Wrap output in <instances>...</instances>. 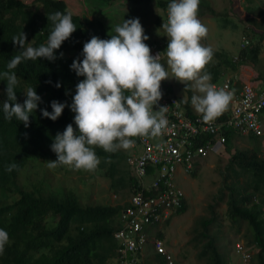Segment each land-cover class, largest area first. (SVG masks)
<instances>
[{"label":"trees","instance_id":"trees-1","mask_svg":"<svg viewBox=\"0 0 264 264\" xmlns=\"http://www.w3.org/2000/svg\"><path fill=\"white\" fill-rule=\"evenodd\" d=\"M224 1V14L217 12L208 2L200 0L199 5L205 4L218 20L226 15L220 20V25L230 27L228 14L237 11V2ZM255 1L248 0L246 9L249 12L258 10L259 6ZM152 2H157V8L161 9L158 23L152 31V44L161 48V41L165 36L162 25L168 19L164 10H167L171 0H77L82 15L75 13L72 5L68 6L63 0H33L31 3L24 0H0V73L7 71L8 62L22 51L12 41L17 34L24 32L27 43L33 47L46 43L52 29L48 14L56 11L70 13L76 26V31L70 39L55 51V61L44 58L35 61L24 60L13 70L18 78L15 88L17 103H24V92L28 87L35 88L37 95L41 97L37 110L30 116L28 127L15 118L11 121L4 118L2 104L7 100V81L0 76V229L9 234L5 251L0 254V264H108L117 257L118 243L114 234L118 230L117 221L124 209L123 205H84L72 190L44 194L41 189L28 190L20 186L18 179L29 161L57 160L51 146L56 135L63 133L69 124L73 126L76 135L80 134L71 105L77 84L86 77L78 76L71 69V65L75 60H83L84 44L93 36L102 40L110 39L111 35H115L112 29L122 25L135 8H139L141 17H147L150 10L146 6L140 7L139 4ZM105 8L109 11L119 8L124 12L123 18L120 22H112V17L106 15ZM87 13L93 15V18H88ZM159 19H162L163 23ZM251 22L258 25L257 21ZM164 39L169 42L168 37ZM263 44L264 38L260 36V39L252 41L249 47L243 49L240 45V52L234 53L239 55V62L236 64L229 61L225 50H213V62L210 61L205 68V71L211 74V83L220 84L229 79L239 90V77L233 69L237 70L239 66L249 63L259 65ZM167 47L168 43L162 50ZM227 71L231 72L232 77H226ZM260 80L264 83V76ZM57 84H60L59 88L56 87ZM184 88L189 94L184 105L189 108L192 105V88L185 85ZM53 101L67 105L56 121L42 115V110L45 109L49 113L53 112ZM219 118L223 119L224 116ZM225 135L227 142L223 152L231 154L226 169L234 172L233 182L226 185L230 191L227 216L239 225L238 233L241 232L240 228L246 225L245 246L256 248L258 264H264V137L250 134L248 138L254 143V148L237 149L233 153V139L243 136L234 132H227ZM95 151L99 159H102L98 169L104 170L108 167V174L112 177L121 171L128 176L127 183L132 190L134 177L130 170L121 169V163L127 154L118 151L107 153L99 147ZM13 163L18 167L8 172L6 167ZM124 175L121 181L126 183ZM242 177L247 179L244 185ZM223 200L224 195L218 199L219 202ZM187 211L188 202L185 200L176 215H184ZM212 213L211 218L204 217L198 222L203 229L200 232L199 229L195 230V242L201 248L198 257L206 260V264H229L227 255L221 253L216 244V237L210 233V226L216 222L214 208ZM158 236L163 238L162 233Z\"/></svg>","mask_w":264,"mask_h":264},{"label":"clouds","instance_id":"clouds-1","mask_svg":"<svg viewBox=\"0 0 264 264\" xmlns=\"http://www.w3.org/2000/svg\"><path fill=\"white\" fill-rule=\"evenodd\" d=\"M236 2L238 3V0ZM255 3L259 6L258 2ZM199 4L200 0H171L167 10H164V13L168 14L167 22L162 25L169 42L162 39L161 48L154 46L152 40L149 41V37L145 35L147 30L145 22L152 20L151 10L145 18L141 17L139 11L129 16L122 25L112 29L115 35H111L110 39L102 40L93 36L84 44L83 60H75L71 65V69L78 76L86 77L77 84L71 105L80 134L76 135L73 126L69 124L63 133L56 135L51 149L56 154L57 160L48 161L49 168L68 166L75 170L95 172L101 163L96 155V147L107 153H115L132 147L135 143L133 137L162 136L168 127L165 115L168 107L161 106L158 111H154V106L158 105L165 94L176 97L183 105L188 97L185 99L177 97L169 88L161 90V82L169 79V72L162 65L161 57H167V66L176 80L199 93L192 96L191 107L202 114L205 123L214 121L227 109L232 100V93L217 89L216 85L211 83V74L204 71L213 59V50L201 44V40L208 34V29L198 19L201 14L198 12ZM259 12L263 13L260 17L264 18V10ZM251 13L247 18L248 21H251ZM252 16L255 18V13ZM87 17L92 19L93 15L87 13ZM48 19L52 29L46 43L33 47L32 44L27 43L24 32L17 34L12 41L22 51L8 62V70L0 73V76L7 81V100L2 104L4 118L8 121L15 118L25 127L30 125V116L37 110L41 97L37 95L35 88L28 87L24 92L26 96L24 103H17L15 88L18 85V78L13 70L24 60L35 61L44 58L55 61L57 58L55 51L60 49L76 31L70 13L56 11L48 14ZM256 27L264 30V22H258ZM248 30H246L247 35L243 33L241 40L243 49L251 46L253 41ZM144 41L151 43L155 57ZM167 43L168 47L163 51L162 48ZM234 61L239 62V55ZM257 84L260 85V82L255 83ZM56 87L59 88L60 84ZM66 106L53 101L51 103L53 112L49 113L45 109L42 110V115L56 121L61 117ZM129 156L127 154L126 163ZM17 167L13 163L8 165L6 170L12 172ZM130 172L133 177L132 169ZM170 220L171 218L162 226L168 225ZM160 233L162 232L158 230L154 234L159 238ZM160 239L163 241L162 238ZM8 242L9 234L0 229V254L5 251ZM239 242L245 244L244 240H238L233 247ZM251 250L257 255L256 248ZM256 255L253 263L258 264ZM238 257L240 258L239 255Z\"/></svg>","mask_w":264,"mask_h":264},{"label":"rangeland","instance_id":"rangeland-1","mask_svg":"<svg viewBox=\"0 0 264 264\" xmlns=\"http://www.w3.org/2000/svg\"><path fill=\"white\" fill-rule=\"evenodd\" d=\"M31 3L33 0H24ZM68 6L72 5L75 9V13L82 15V9L78 6L77 0H63ZM202 2H208L214 9L224 14L226 3L224 0H201ZM259 3L258 10H264V0H256ZM261 3V6H260ZM248 0H238L237 11H231L228 14V19L231 21L229 27H223L220 25V20L216 19L209 9H203L199 11L200 21L207 27L208 34L206 38L201 40L202 46L206 44L214 51L223 52L226 51L229 61L233 64L235 57L234 53L240 52L241 40L248 30V34L252 37L253 41L260 39V36L264 38V30L256 27L251 21L264 22V18H261L258 10L251 13V21L247 18L250 17V12L246 9ZM111 8V6L109 7ZM107 11L106 15L112 17V22H120L123 18V13L119 8ZM156 13H161L160 10H156ZM139 8H135L129 16L137 14ZM255 13V18L253 14ZM153 14H155L153 12ZM127 15V16H128ZM125 16V17H127ZM251 39V40H252ZM156 56V55H152ZM234 58V59H233ZM217 61V60H216ZM213 62V60H211ZM161 63L165 67V70L169 72V79L161 82V90L169 88L172 93L177 97H188V93L184 88V84L175 79L172 75L170 68L167 66V57H161ZM250 64V63H249ZM242 65L237 70L233 71L240 76L238 78V85H244L246 83L255 84L261 82L264 76V44L260 55L259 65ZM230 65V64H229ZM256 67V68H254ZM240 69V72H239ZM205 71V69H204ZM206 72V71H205ZM239 72V73H238ZM232 77L230 71L226 72V77ZM258 78H260L258 80ZM212 82V81H211ZM244 83V84H243ZM222 84V83H221ZM259 86V84H257ZM192 94H199L192 89ZM187 100V99H186ZM134 141L136 137L132 138ZM233 153L238 150H251L254 148V143L250 141L248 136L233 139ZM98 148V147H96ZM264 149V138H263ZM119 153L129 154L134 153V149H121ZM222 155V156H220ZM220 155L212 154L206 159H200L194 169L193 174L180 173L176 182L180 188H182L187 195L188 211L184 215H175L170 220V224L161 226L158 230L163 233V239L165 249L168 256L174 262V264H206V260H201L198 254L201 252V248L195 242L197 233L195 230L202 227L200 223L202 218H211L213 216L212 208L215 210L216 222L210 226V233L217 239L219 249L224 252L230 250L232 256L229 257V264H242L240 258L235 252L234 243L238 240H244V234L246 233V225L244 224L238 233V224L233 223L227 216V200L229 197V189L227 184L233 182L234 172L228 171L226 166L229 164L231 154ZM49 160L39 159L29 161L26 167L19 175V185L28 189H41L42 192L51 193L59 191L72 190L77 193L84 205L103 204V205H125L130 198V186H128V176L124 175L121 171L114 177L108 174L109 168L100 170L97 168L95 172H88L83 169L75 170L68 168L67 166H58L56 168H49L47 162ZM100 161L102 159L100 158ZM122 170H130L131 167L126 163V159L121 163ZM239 170V169H238ZM126 177V183L121 181V177ZM246 177H242L241 181L244 185ZM116 184L117 186H113ZM126 184L127 186H123ZM35 187V188H33ZM224 195V200L219 202L218 199ZM5 201V200H4ZM3 201V202H4ZM246 241V240H245ZM166 260V258H164Z\"/></svg>","mask_w":264,"mask_h":264},{"label":"built area","instance_id":"built-area-1","mask_svg":"<svg viewBox=\"0 0 264 264\" xmlns=\"http://www.w3.org/2000/svg\"><path fill=\"white\" fill-rule=\"evenodd\" d=\"M216 85L232 93L227 109L214 121L205 123L202 114L186 108L179 100L165 94L154 106L168 107L167 130L155 138L137 137L134 153L127 158L134 182L130 198L118 217L114 238L118 243L119 264H140L149 245L165 256L167 264H174L164 242L154 230L165 224L182 208L186 193L176 182L180 173L193 174L197 161L225 151L226 133L264 137V83H246L236 89L229 79ZM236 254L242 264H256L254 250L243 242L236 244Z\"/></svg>","mask_w":264,"mask_h":264},{"label":"crops","instance_id":"crops-1","mask_svg":"<svg viewBox=\"0 0 264 264\" xmlns=\"http://www.w3.org/2000/svg\"><path fill=\"white\" fill-rule=\"evenodd\" d=\"M157 2H152V3H143V4H139V6H146L149 10H151L152 12H154L155 14L152 15V20H147L145 23H146V27H147V30L145 32V35H147L149 37V41L152 40V31H153V28L154 26L158 23L157 20H158V17L161 13H156L157 11H155L154 9L156 10H161V9H158L157 8V5H156ZM208 9L205 4L203 5H199V9H198V12L199 11H203V9ZM201 14H204L203 12ZM157 17V19H156ZM198 19H200V17L198 16ZM161 23H163V20L162 19H159ZM167 35H166V32H165V36L164 38H166ZM163 38V39H164ZM145 44H147L151 50L152 53H154L151 49V43L150 42H147L144 41ZM155 54V53H154ZM156 55V54H155ZM118 223V222H117ZM170 224V223H169ZM169 226V225H168ZM158 230H155V232H157ZM163 239V238H162ZM165 241V239H163ZM220 250V249H219ZM230 251V250H229ZM228 250L225 249L224 252H222L220 250L221 253H223L224 255L226 254L227 257H228V260H229V257L232 256V252H229ZM165 257H163L161 254H159L157 252V249L153 246V245H149L145 251L143 252L142 256H141V261H140V264H167V261L164 259ZM108 264H119L118 263V254H117V257L115 259H113L112 261H110Z\"/></svg>","mask_w":264,"mask_h":264}]
</instances>
